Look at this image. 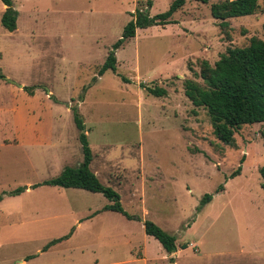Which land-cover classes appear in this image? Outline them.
I'll use <instances>...</instances> for the list:
<instances>
[{
    "label": "rangeland",
    "instance_id": "1",
    "mask_svg": "<svg viewBox=\"0 0 264 264\" xmlns=\"http://www.w3.org/2000/svg\"><path fill=\"white\" fill-rule=\"evenodd\" d=\"M147 1L12 0L16 29L0 22V264H264V122L225 144L183 89L204 85L202 61L264 39V0L224 28L210 14L221 0H187L175 22L137 28L114 50L115 72L99 73L136 10L153 16L173 0ZM73 108L91 170L131 218L103 210L102 193L40 184L82 161ZM144 220L187 248L168 254Z\"/></svg>",
    "mask_w": 264,
    "mask_h": 264
},
{
    "label": "trees",
    "instance_id": "2",
    "mask_svg": "<svg viewBox=\"0 0 264 264\" xmlns=\"http://www.w3.org/2000/svg\"><path fill=\"white\" fill-rule=\"evenodd\" d=\"M1 1L6 6L0 19L1 25L8 31H13L16 29L17 12L12 6V0ZM186 1L173 0L167 10L153 16L136 10L135 17L125 24L121 37L109 50L98 72L103 73L106 70L115 72L114 50L119 48L125 40L134 37L137 28L175 22L171 20L172 14L183 7ZM193 1L207 3V0ZM147 2L151 6V0ZM257 9L258 0H221L210 5V14L214 19L219 20L220 27L224 28L228 26L227 19L251 15L256 13ZM2 77L3 75L0 73V78ZM200 77L203 79L204 85L192 79L184 81V94L194 107H203L207 110L213 132L221 142L232 144L234 143V134L241 126L264 122V39L251 37L245 46L228 47L212 66L206 60L202 61ZM146 89L155 96L166 94L164 88L146 87ZM26 90L32 94L31 88L26 87ZM73 118L76 128L79 130L82 161L76 167L66 166L59 175L40 184L80 188L89 192L102 193L110 201L103 207V210L115 211L131 218L122 208L119 194L112 187L102 184L91 170V148L87 135L84 133L82 118L75 108H73ZM258 172L262 179L260 186L264 190V165L258 168ZM237 174L238 170H235L230 176L234 177ZM21 190L22 188H18L12 193H18ZM211 199L210 194H205L197 208L201 209ZM143 226L145 233L155 238L168 254L174 253L178 248L185 249L188 246L187 243L178 245L175 235L164 231L153 221L144 220ZM58 240L51 241L44 249Z\"/></svg>",
    "mask_w": 264,
    "mask_h": 264
},
{
    "label": "crops",
    "instance_id": "3",
    "mask_svg": "<svg viewBox=\"0 0 264 264\" xmlns=\"http://www.w3.org/2000/svg\"><path fill=\"white\" fill-rule=\"evenodd\" d=\"M78 225V224H77ZM162 247V246H161ZM179 248L177 249V251H175L174 253H172L173 255L174 254H177ZM170 254V255H172ZM137 257L141 260H143L144 262H146V257H145V254H144V251L142 250V248L140 249V251L137 252ZM20 263H24V260H21Z\"/></svg>",
    "mask_w": 264,
    "mask_h": 264
}]
</instances>
